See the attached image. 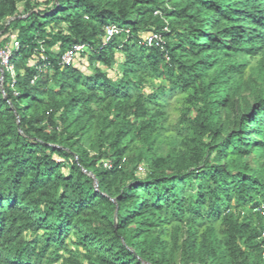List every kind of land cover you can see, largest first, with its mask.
Returning a JSON list of instances; mask_svg holds the SVG:
<instances>
[{
  "label": "trees",
  "instance_id": "1",
  "mask_svg": "<svg viewBox=\"0 0 264 264\" xmlns=\"http://www.w3.org/2000/svg\"><path fill=\"white\" fill-rule=\"evenodd\" d=\"M47 4L0 0V264H264V0Z\"/></svg>",
  "mask_w": 264,
  "mask_h": 264
},
{
  "label": "built area",
  "instance_id": "2",
  "mask_svg": "<svg viewBox=\"0 0 264 264\" xmlns=\"http://www.w3.org/2000/svg\"><path fill=\"white\" fill-rule=\"evenodd\" d=\"M13 19H9L7 24H9ZM167 31V29L165 30ZM124 35L126 37L130 36V31L126 29H122L118 26H110L105 30L104 36V44L105 47L112 39L117 36ZM145 45L148 47L156 46L162 50H164L165 46V39L161 33H151L145 40ZM20 44L19 42L13 38L12 41L4 44L3 46L0 45V73L2 74V80L4 73H9L13 79L15 78V69L14 65L11 63V59L13 57L14 52L19 51ZM86 45H79L74 47V49L68 52L64 58L63 63L66 65H70L75 62L76 58L83 52L87 50ZM42 59L45 60V57L42 56ZM15 81H13L14 83ZM108 166V165H106Z\"/></svg>",
  "mask_w": 264,
  "mask_h": 264
},
{
  "label": "rangeland",
  "instance_id": "3",
  "mask_svg": "<svg viewBox=\"0 0 264 264\" xmlns=\"http://www.w3.org/2000/svg\"><path fill=\"white\" fill-rule=\"evenodd\" d=\"M42 5H41V10L47 9L48 4L47 2L49 0H38ZM15 36H11L9 41H12V39ZM85 62V58L79 59L75 62V65L77 67L83 66V63ZM254 66H256L254 64ZM117 69V68H116ZM116 70L110 72V75L114 78H116ZM250 75V74H249ZM253 78H256V75L253 74ZM163 84L162 81L160 80H155V85L159 86ZM151 87L147 88V92H151ZM188 94H175L172 97L168 98L165 101L166 107H167V112H168V120L165 123L166 131L164 132V137L169 138L171 135H174L177 132L178 127L180 126V118L182 117V113L185 110V98L187 97ZM187 107V106H186ZM182 127V123H181ZM67 172V170H65ZM160 235L162 238L168 239L171 241L172 239H175V233L172 227L167 228L164 232H160ZM185 238V231L181 232V237H179L178 242L182 243L183 239ZM178 262L181 264V258L178 256Z\"/></svg>",
  "mask_w": 264,
  "mask_h": 264
}]
</instances>
